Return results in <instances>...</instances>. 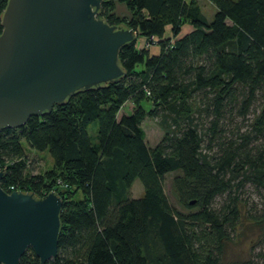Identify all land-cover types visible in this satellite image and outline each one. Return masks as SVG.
Instances as JSON below:
<instances>
[{
  "label": "trees",
  "instance_id": "obj_1",
  "mask_svg": "<svg viewBox=\"0 0 264 264\" xmlns=\"http://www.w3.org/2000/svg\"><path fill=\"white\" fill-rule=\"evenodd\" d=\"M116 1L129 18L113 13L114 0H102L99 15L157 37L158 53L137 49L135 39L119 49L125 74L117 82L0 129V187L61 196L57 255L45 264H264V240L247 258L227 255L245 231L264 236V0H205L211 20L203 0ZM184 24L192 30L178 36ZM127 101L132 111L118 117ZM148 116L163 131L153 147L142 127ZM22 140L47 151L51 167L26 175ZM169 173L185 211L166 196ZM135 180L139 198L131 197ZM246 184L262 194L261 208L240 198ZM19 264L39 260L28 248Z\"/></svg>",
  "mask_w": 264,
  "mask_h": 264
},
{
  "label": "water",
  "instance_id": "obj_2",
  "mask_svg": "<svg viewBox=\"0 0 264 264\" xmlns=\"http://www.w3.org/2000/svg\"><path fill=\"white\" fill-rule=\"evenodd\" d=\"M102 0H7L0 33V129L20 128L80 90L117 82L121 46L132 28L99 15ZM4 170L0 169V179ZM62 198L56 191L0 187V264L31 248L45 264L57 255Z\"/></svg>",
  "mask_w": 264,
  "mask_h": 264
},
{
  "label": "rangeland",
  "instance_id": "obj_3",
  "mask_svg": "<svg viewBox=\"0 0 264 264\" xmlns=\"http://www.w3.org/2000/svg\"><path fill=\"white\" fill-rule=\"evenodd\" d=\"M114 1H115V9L113 13L119 18H129L128 15L129 12L126 9L124 3H120L119 1L116 0ZM200 5L207 19L211 20L213 16L212 11L214 9L213 5L209 1H205V0L201 1ZM166 34L171 40H175V37H172L171 32H167ZM148 39H150V42H153L154 44H151L149 47H144V43ZM157 40H158L157 37L148 38L144 36H139L138 39H136L135 46L137 49L145 48L149 51V53L155 54L154 53L155 51L157 50L159 51V45L157 44ZM150 105H151L150 101L149 102L146 101L143 103V106L146 110L153 109L152 105L151 106ZM132 109H133L132 102L127 101L121 107L118 113V117L121 114L130 113ZM246 118H250V114ZM158 120H159L158 117L148 116L142 122V127L145 132V142L149 147H153L154 145H156L162 137L163 131L158 123ZM245 122L246 121L242 120L240 116L236 117V123H238L239 126H245ZM88 132L92 138L95 137V133H96L95 122L89 125ZM22 145L25 148V153H26V171H25L26 175H35L51 167V158L47 151L39 152L32 150L27 146L25 140H22ZM176 174L177 173H169L166 175L164 180V191L166 193L168 200L175 208L181 211H185L184 208L179 204L173 191L172 178ZM142 193H143V187L141 182L139 180H135L131 187V197L139 198L142 196ZM240 198L242 199L243 202L255 204L258 209L261 208L262 194L254 186L250 184L245 185L243 191L240 194ZM263 240H264V236L260 235L259 230L255 229L254 231L252 230L245 231L242 235L235 238L234 240L235 243H232L228 248V252H227L228 258L229 259H238L244 257L247 258L250 255L251 246L255 245L257 246L256 248H258Z\"/></svg>",
  "mask_w": 264,
  "mask_h": 264
},
{
  "label": "built area",
  "instance_id": "obj_4",
  "mask_svg": "<svg viewBox=\"0 0 264 264\" xmlns=\"http://www.w3.org/2000/svg\"><path fill=\"white\" fill-rule=\"evenodd\" d=\"M151 44H154L153 42H150V39H148L145 43H144V47H149ZM58 185L62 188H65L67 187V184L61 182L60 180H58ZM21 191V189H18V188H15L14 186H10L9 187V191L8 192H11V191ZM51 191H55V190H51Z\"/></svg>",
  "mask_w": 264,
  "mask_h": 264
},
{
  "label": "crops",
  "instance_id": "obj_5",
  "mask_svg": "<svg viewBox=\"0 0 264 264\" xmlns=\"http://www.w3.org/2000/svg\"><path fill=\"white\" fill-rule=\"evenodd\" d=\"M170 28L168 27L167 29V32H170L169 30ZM192 30V27L189 25V24H184L182 27H181V30H180V33L178 36H181V35H184L186 33H188L189 31ZM139 36L136 37V39H138ZM158 51V50H157ZM157 51H155L154 53H158Z\"/></svg>",
  "mask_w": 264,
  "mask_h": 264
}]
</instances>
